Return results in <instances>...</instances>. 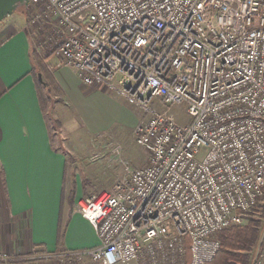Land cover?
<instances>
[{
	"label": "built area",
	"instance_id": "built-area-1",
	"mask_svg": "<svg viewBox=\"0 0 264 264\" xmlns=\"http://www.w3.org/2000/svg\"><path fill=\"white\" fill-rule=\"evenodd\" d=\"M24 6L36 51L56 54L83 85L150 114L134 130L146 163L111 193L77 202L99 245L49 252L52 264L209 262L218 233L242 224L264 195V0ZM176 104L185 105L184 124L172 113ZM258 247L252 264H264V220Z\"/></svg>",
	"mask_w": 264,
	"mask_h": 264
},
{
	"label": "crops",
	"instance_id": "crops-1",
	"mask_svg": "<svg viewBox=\"0 0 264 264\" xmlns=\"http://www.w3.org/2000/svg\"><path fill=\"white\" fill-rule=\"evenodd\" d=\"M26 18L22 23L13 19L0 31V264L36 252L99 245L92 226L68 201L72 188L66 193L67 159L52 143L48 118L50 108L59 109L52 105L48 88L42 92L47 102L41 105ZM41 61L45 79L57 86L53 97L63 107L69 102L75 107V97L109 99L104 89L71 81L70 67L56 54L46 53Z\"/></svg>",
	"mask_w": 264,
	"mask_h": 264
},
{
	"label": "rangeland",
	"instance_id": "rangeland-1",
	"mask_svg": "<svg viewBox=\"0 0 264 264\" xmlns=\"http://www.w3.org/2000/svg\"><path fill=\"white\" fill-rule=\"evenodd\" d=\"M26 17V7L24 5L18 7L0 22V31L13 19H17L18 22L22 23ZM31 39L33 52L40 59L43 58L46 55L45 52L43 50L37 52L35 46L38 41H36V38L34 40L32 36ZM48 68L50 72H53L52 68L49 66ZM68 70L70 71L69 79L71 81H78L79 77L76 71L73 68H69ZM43 79L41 77V81L44 84ZM43 84L44 93L45 88ZM47 86L50 90L48 94L52 101H54L52 105L59 109L57 112L55 109L52 112V108H50L48 113L51 123V140L54 146L59 147L64 155H66L67 171L65 188L67 190L66 193L71 188L75 189L73 207L77 211V202L81 198L98 192L111 193L115 184L126 177L131 169L138 168L146 163L147 152L142 146L137 144L134 130L138 124L150 118V114L139 107L129 104L123 97L112 90L103 91L106 93V99L109 97L106 101L94 98L88 101L76 100L75 97V107H72L71 102H69L67 107H63V103H58V98L53 97V93L56 91L55 87L57 86L51 82ZM49 104L50 102H48V107ZM151 106L158 110L161 109L160 104L156 100L152 101ZM74 108L77 109L75 110ZM171 110L180 124H184L189 120L185 105H173L171 106ZM57 121L62 125V132L58 129ZM114 145L120 146L119 152H113ZM255 214L258 215V212ZM245 222L246 220L243 223ZM259 239L260 231L251 264L259 248ZM48 253H32L29 257L10 260L9 263H57L55 258L47 257ZM82 261L79 260V262ZM88 261L84 263H93L92 261ZM129 264H137V262L133 261Z\"/></svg>",
	"mask_w": 264,
	"mask_h": 264
},
{
	"label": "trees",
	"instance_id": "trees-1",
	"mask_svg": "<svg viewBox=\"0 0 264 264\" xmlns=\"http://www.w3.org/2000/svg\"><path fill=\"white\" fill-rule=\"evenodd\" d=\"M34 62L33 75L38 87L41 105L46 104L47 99L43 97L42 81L37 77L38 73L44 82V88H48V76L43 71V63L35 52L31 53ZM46 78V79H45ZM42 90V91H41ZM84 185V183H83ZM75 189L72 188L68 194L69 203L73 204ZM260 208V209H258ZM258 212V215L255 213ZM264 220V195L262 203H258L257 207L250 210L245 223L240 225H232L218 233L220 246L214 257L206 264H251L254 249L256 247L259 231L262 221ZM61 229V224H60ZM59 229V230H60ZM61 232V231H60ZM61 236H58V240Z\"/></svg>",
	"mask_w": 264,
	"mask_h": 264
},
{
	"label": "water",
	"instance_id": "water-1",
	"mask_svg": "<svg viewBox=\"0 0 264 264\" xmlns=\"http://www.w3.org/2000/svg\"><path fill=\"white\" fill-rule=\"evenodd\" d=\"M27 3V0H0V22L18 7L23 6ZM39 80L41 81V74H38Z\"/></svg>",
	"mask_w": 264,
	"mask_h": 264
}]
</instances>
